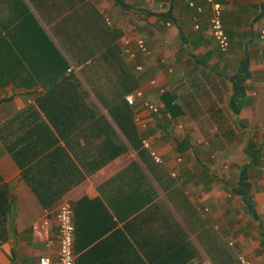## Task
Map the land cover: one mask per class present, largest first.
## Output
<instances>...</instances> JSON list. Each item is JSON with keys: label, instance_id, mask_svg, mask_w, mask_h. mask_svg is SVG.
<instances>
[{"label": "crops", "instance_id": "obj_1", "mask_svg": "<svg viewBox=\"0 0 264 264\" xmlns=\"http://www.w3.org/2000/svg\"><path fill=\"white\" fill-rule=\"evenodd\" d=\"M214 1L226 53L206 0H0V69L16 76L0 87V264L56 256L63 201L75 264H214L211 250L229 241L235 258L264 264V0ZM84 6L121 31L134 91L157 113L137 101L121 128L91 91L89 40L74 51L56 37L85 35ZM137 38L151 55L137 53L135 72L124 50Z\"/></svg>", "mask_w": 264, "mask_h": 264}, {"label": "trees", "instance_id": "obj_2", "mask_svg": "<svg viewBox=\"0 0 264 264\" xmlns=\"http://www.w3.org/2000/svg\"><path fill=\"white\" fill-rule=\"evenodd\" d=\"M87 7L88 6H84L85 9L83 10L86 14V19L79 23L82 24L87 22L84 36L81 35L82 27L76 31V33L73 31L74 34L71 33V31H67L65 35L60 36L61 33L56 32V37L59 39L60 37L61 39L65 38V43L62 41L63 44L69 47L71 46V48L73 47L72 49H74V51H79V49L84 50L89 40L90 51L88 57L90 58V65L89 68L86 67L82 70L83 77L91 91L94 92L101 105L109 112L116 124L121 128L124 126H132L133 109L135 106L129 105L125 97L139 86V79L133 75L132 70L125 64L122 52L117 44V40L121 36V31L109 26L95 9L90 7L87 13ZM47 44L52 46V50H55L50 41H48ZM56 53L57 56L55 61L57 62V67L55 71L58 74V78L64 77L69 64H67V61L62 57L59 51L56 50ZM75 57L77 56L75 55ZM88 57L82 59V61L87 60ZM79 61L80 63L82 62L81 60ZM68 76L74 75L69 74ZM15 77L13 70L0 69V87H3L6 83H10V81H14ZM165 97L170 99L169 95L165 92L161 95V102L164 105V109L165 107L169 108L174 115L172 109L174 110L176 106H171V104L165 106ZM116 113L121 114V116H116ZM231 248L233 249L234 246H230L229 243L226 246L218 242L209 254L213 263L240 264L237 259V254L235 258L233 253H231Z\"/></svg>", "mask_w": 264, "mask_h": 264}, {"label": "built area", "instance_id": "obj_3", "mask_svg": "<svg viewBox=\"0 0 264 264\" xmlns=\"http://www.w3.org/2000/svg\"><path fill=\"white\" fill-rule=\"evenodd\" d=\"M207 4L210 7V17H209V29L210 35L214 39L218 50L221 53H226L229 48V37L225 33L223 27L222 19V9L220 4L216 3L214 0H206ZM189 6L196 9V11L201 12L202 8L196 6L193 2L189 3ZM128 44V41H126ZM136 49L130 50L129 48L124 50L125 58L128 62L132 63L135 72L142 71L141 65L134 64L137 53L140 52L145 57H150L151 52L147 49L145 42L141 38L136 39ZM150 85L158 88L157 81L155 79L150 80ZM125 100L129 105L135 106L137 101L141 102L144 108H147L153 113L158 112V106L143 99V93L140 90H136L131 94H128L125 97ZM142 147L146 149L153 161L157 164L163 162L162 158L158 155L156 150L151 146L150 142L147 139L142 140ZM56 220L58 226V235H57V246L58 252L56 256H41L38 259V264H75V251H74V233L75 226L73 220V206L69 201H63L57 212ZM51 243V241H49ZM230 246H234L232 241H229ZM237 259L240 264H251L243 254L238 253ZM199 264H212L207 258L203 259Z\"/></svg>", "mask_w": 264, "mask_h": 264}, {"label": "rangeland", "instance_id": "obj_4", "mask_svg": "<svg viewBox=\"0 0 264 264\" xmlns=\"http://www.w3.org/2000/svg\"><path fill=\"white\" fill-rule=\"evenodd\" d=\"M227 165V164H226ZM225 168H227V166H225Z\"/></svg>", "mask_w": 264, "mask_h": 264}]
</instances>
